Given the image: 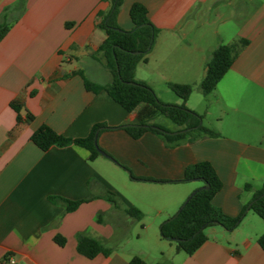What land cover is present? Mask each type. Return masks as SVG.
I'll return each mask as SVG.
<instances>
[{"label":"crops","instance_id":"1","mask_svg":"<svg viewBox=\"0 0 264 264\" xmlns=\"http://www.w3.org/2000/svg\"><path fill=\"white\" fill-rule=\"evenodd\" d=\"M134 2L146 7L149 20L159 29L143 63L146 72L158 70L162 76L171 74L173 80H180L175 83L190 84L203 76L204 63L216 46L245 39L248 44L211 92L219 112L213 119L219 123L222 114H242L246 92L264 100V0H122L116 22L123 30L133 27L128 11ZM108 6L103 0H0V21L9 26L0 41V264H5V257H12L15 264H129L132 256L144 258L113 247L109 255L93 258L76 251L79 232L109 247L108 242L124 229L126 214L103 198L104 190L101 193L104 180L96 165L98 159L109 158L100 154L89 160L88 151L74 144L42 151L30 140L42 125L74 139L86 137L95 124H104L106 128L98 129V148L130 170H138L135 176L156 180H140L156 192L163 183L179 182L186 165L206 160L222 182L211 203L229 217L238 216L243 208L245 217L253 192L264 184V178L257 186L236 183L227 156L215 153L212 146L203 147L209 139L187 138L169 145L149 132L131 138L120 127L131 124L140 109L128 113L104 90L85 89L83 79L73 71L82 70L98 84L109 81L94 58L105 38L95 25V15ZM138 69L139 63L135 79L151 87L148 77L138 76ZM12 104L20 105V121ZM239 117L229 121L239 126ZM241 155L250 156L246 151ZM258 159L264 163V154ZM245 184L250 187L245 189ZM195 188L188 187L182 201L171 205L177 209ZM49 197L81 203L67 212L60 201ZM154 206L156 213L163 211ZM218 226L222 230H212L191 255L169 246L151 259L142 253L143 260L264 264V252L256 242L259 231L250 234L246 225L232 234ZM55 236L64 239L63 245L55 242Z\"/></svg>","mask_w":264,"mask_h":264},{"label":"trees","instance_id":"2","mask_svg":"<svg viewBox=\"0 0 264 264\" xmlns=\"http://www.w3.org/2000/svg\"><path fill=\"white\" fill-rule=\"evenodd\" d=\"M103 1H107L109 6L105 11L96 12L95 25L105 33V38L99 44L95 54L97 56L94 58L107 71L109 81L103 85L92 82L80 69L73 71L72 74H78L83 79L87 91L97 93L104 90L126 112L130 113L137 108L140 109L131 125L120 127L133 139H138L149 132L159 136L166 144L172 145L188 136L195 139L219 136L214 130L202 125L199 114L185 106V102L192 92L191 85L167 83L169 89L182 100L180 105H170L160 102L148 85L135 79L134 72L137 63L147 62V56L159 32V29L149 20L146 7L139 2L131 4L128 15L133 27L127 31L120 28L116 22L122 0ZM8 29L7 23L1 20L0 41ZM247 44V40L238 39L229 44H220L213 49L205 62L204 74L199 82V90L204 96L214 90L217 83L231 67L238 53ZM12 107L17 113V121H20L18 116L20 105L12 104ZM157 117H164L176 128L167 130L154 123L153 120ZM27 119H31L30 114H27ZM101 127L106 128L104 124H95L86 137L71 139L42 125L31 134L30 140L42 151L52 146L63 147L74 144L86 149L89 154L88 159L93 160L100 155L99 151H101L94 145V134ZM184 129L186 131L178 132ZM136 179L156 181L152 178L136 177ZM191 180L201 181L202 187L195 189L181 205L177 215L163 222L159 228L162 238L173 243L175 250L182 251L187 255H191L207 240V235L203 231L205 228L220 225L231 230L239 223L244 213L243 208L238 216L229 217L211 203L214 195L221 190L222 182L210 162L203 160L186 166L179 181ZM244 187L247 189L250 185L245 184ZM103 198L113 207L118 208V198L113 192L106 190ZM49 200L60 201L67 212L75 210L81 203L79 200L71 201L58 197H49ZM249 210L264 221V184L253 192ZM123 212L133 218H138L141 215V212L134 206L125 208ZM75 238L76 251L86 258H93L98 254L107 256L112 252L110 247L85 232L77 233ZM54 240L59 245L64 243V239L60 236H55ZM256 242L264 252V231L258 236ZM6 259L7 257H5ZM129 264L149 263L138 256H132Z\"/></svg>","mask_w":264,"mask_h":264},{"label":"rangeland","instance_id":"3","mask_svg":"<svg viewBox=\"0 0 264 264\" xmlns=\"http://www.w3.org/2000/svg\"><path fill=\"white\" fill-rule=\"evenodd\" d=\"M146 68L143 62H139L138 76L148 77L151 85L149 87L157 99L163 104L180 105L182 100L167 86L169 82L180 80H173L176 78L171 74V76H162L158 70L156 72H146ZM95 76L99 79L98 74H95ZM201 78L202 76L196 80H190L189 85L192 86V92L186 100L185 106L201 116L203 126L214 130L219 135L217 137L199 138L211 140L208 145H204L203 147L212 146L215 153H220L222 157L224 155L227 156V162L230 164L229 170H233L236 174V183L240 185L250 183L253 186H257L258 182L264 178V163L258 159L260 154H264V100L258 101L257 94L246 92L242 98V109L244 110L242 114L238 113L237 116L229 114V117L222 114L223 121L216 123L213 118L214 115L219 114L218 106L212 104L213 94L209 93L204 96L200 92L199 82ZM206 111L210 112V116L206 115ZM234 117H239V126H234L229 121L230 118ZM153 122L167 130H174L176 128L175 125L164 117H157ZM187 138L195 141L199 140L192 136L185 137L184 139ZM184 139L174 143V145L182 142ZM243 151H246L250 156L241 155ZM105 155L109 159H98L99 163L96 165L104 180L102 184L105 188H101V193H103V190L104 192L106 190L113 192L118 198V209L128 208L129 205L127 203L131 202L132 205L130 206L136 207L141 212L138 218L126 215L124 229L119 230L117 239L114 242H108V246L123 254L132 253L141 255L144 257H140L141 259H146V256L142 253H147L149 259H151L157 256L159 251L165 252L169 246L174 247L173 243L161 237L159 232L160 225L171 218L187 198L183 200L177 209L171 204L174 202L175 205L178 199L182 201L181 199L183 198L181 197L188 187H196L195 189L202 187V182L191 181L186 183L179 181L163 183V185H159L162 187L156 192L150 189L151 186L148 183H143L139 179H136L137 176L135 175L137 174L135 173L138 170H130L120 162L121 160L107 154ZM154 204L161 206L163 211L156 213ZM246 225L250 234H254L257 231H259L258 233H262L264 231V221L249 210L248 214L241 218L239 223L229 232L236 234ZM212 230L221 231L222 229L218 225H214L205 228L203 231L208 235Z\"/></svg>","mask_w":264,"mask_h":264},{"label":"water","instance_id":"4","mask_svg":"<svg viewBox=\"0 0 264 264\" xmlns=\"http://www.w3.org/2000/svg\"><path fill=\"white\" fill-rule=\"evenodd\" d=\"M133 53H137V52H133ZM127 125H131V124H127ZM124 126H126V125H124ZM184 131H186V129H184V130H180V131H178V132H184ZM178 132H174V133H178ZM97 133H98V130L95 132V134H94V145L95 146H97V144H96V137H97ZM100 152V154H102V155H105L103 152H101V151H99ZM205 187H207V185H205ZM186 201V200H185ZM180 209V208H179ZM248 209V208H247ZM179 211V210H178ZM178 211L171 217V218H169V219H172V218H174L176 215H177V213H178Z\"/></svg>","mask_w":264,"mask_h":264},{"label":"built area","instance_id":"5","mask_svg":"<svg viewBox=\"0 0 264 264\" xmlns=\"http://www.w3.org/2000/svg\"><path fill=\"white\" fill-rule=\"evenodd\" d=\"M5 264H15V260L12 257H7Z\"/></svg>","mask_w":264,"mask_h":264}]
</instances>
